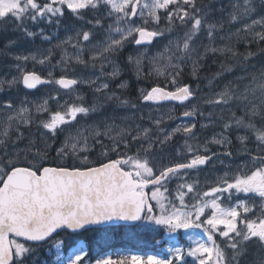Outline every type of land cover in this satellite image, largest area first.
<instances>
[{"label": "snow or ice", "instance_id": "obj_1", "mask_svg": "<svg viewBox=\"0 0 264 264\" xmlns=\"http://www.w3.org/2000/svg\"><path fill=\"white\" fill-rule=\"evenodd\" d=\"M0 264H264V0H0Z\"/></svg>", "mask_w": 264, "mask_h": 264}, {"label": "trees", "instance_id": "obj_2", "mask_svg": "<svg viewBox=\"0 0 264 264\" xmlns=\"http://www.w3.org/2000/svg\"><path fill=\"white\" fill-rule=\"evenodd\" d=\"M209 65H210V68L208 70H206L205 72H203L201 75L204 76V75H209L211 71H215L216 70V67L215 65L212 64L211 61H209ZM186 78L191 80L190 77H187V74H186ZM206 83V81H205ZM136 87V85H134ZM203 86V85H202Z\"/></svg>", "mask_w": 264, "mask_h": 264}, {"label": "flooded vegetation", "instance_id": "obj_3", "mask_svg": "<svg viewBox=\"0 0 264 264\" xmlns=\"http://www.w3.org/2000/svg\"><path fill=\"white\" fill-rule=\"evenodd\" d=\"M135 85V84H134ZM37 95H40V93H37Z\"/></svg>", "mask_w": 264, "mask_h": 264}, {"label": "rangeland", "instance_id": "obj_4", "mask_svg": "<svg viewBox=\"0 0 264 264\" xmlns=\"http://www.w3.org/2000/svg\"><path fill=\"white\" fill-rule=\"evenodd\" d=\"M135 87V86H134Z\"/></svg>", "mask_w": 264, "mask_h": 264}]
</instances>
